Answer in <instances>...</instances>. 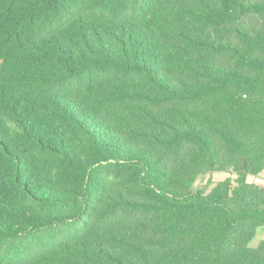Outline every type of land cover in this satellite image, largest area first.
<instances>
[{
	"label": "trees",
	"instance_id": "1",
	"mask_svg": "<svg viewBox=\"0 0 264 264\" xmlns=\"http://www.w3.org/2000/svg\"><path fill=\"white\" fill-rule=\"evenodd\" d=\"M263 171L264 0H0V264H264Z\"/></svg>",
	"mask_w": 264,
	"mask_h": 264
},
{
	"label": "rangeland",
	"instance_id": "2",
	"mask_svg": "<svg viewBox=\"0 0 264 264\" xmlns=\"http://www.w3.org/2000/svg\"><path fill=\"white\" fill-rule=\"evenodd\" d=\"M231 177L235 178L234 174L227 172H214L208 173L205 175H201L197 181L195 182L193 189L194 190H203L205 192L211 191V189L215 186L216 183L225 180L226 178ZM249 180L251 182H261L264 183V178L260 177V174L257 176H250ZM262 239H264V230H259L258 235L252 242L253 245L258 244Z\"/></svg>",
	"mask_w": 264,
	"mask_h": 264
},
{
	"label": "crops",
	"instance_id": "3",
	"mask_svg": "<svg viewBox=\"0 0 264 264\" xmlns=\"http://www.w3.org/2000/svg\"><path fill=\"white\" fill-rule=\"evenodd\" d=\"M260 177H263L264 178V171L260 173ZM258 183H261V182H258ZM264 185V183H261Z\"/></svg>",
	"mask_w": 264,
	"mask_h": 264
}]
</instances>
